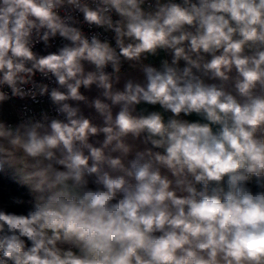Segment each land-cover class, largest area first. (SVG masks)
Returning a JSON list of instances; mask_svg holds the SVG:
<instances>
[{
    "label": "clouds",
    "instance_id": "clouds-1",
    "mask_svg": "<svg viewBox=\"0 0 264 264\" xmlns=\"http://www.w3.org/2000/svg\"><path fill=\"white\" fill-rule=\"evenodd\" d=\"M0 175V264H264V0H0Z\"/></svg>",
    "mask_w": 264,
    "mask_h": 264
},
{
    "label": "trees",
    "instance_id": "trees-1",
    "mask_svg": "<svg viewBox=\"0 0 264 264\" xmlns=\"http://www.w3.org/2000/svg\"><path fill=\"white\" fill-rule=\"evenodd\" d=\"M12 197H19L25 201L29 199L26 188L18 187L7 176L0 175V203H2L9 211L26 213L28 211V205L16 206L11 202Z\"/></svg>",
    "mask_w": 264,
    "mask_h": 264
},
{
    "label": "built area",
    "instance_id": "built-area-1",
    "mask_svg": "<svg viewBox=\"0 0 264 264\" xmlns=\"http://www.w3.org/2000/svg\"><path fill=\"white\" fill-rule=\"evenodd\" d=\"M56 43L59 44L60 41L57 40ZM42 47H43L42 45H41V46H38V48H40V49H42ZM50 50L54 51V50H55V47L52 48V49H50ZM37 79L39 80V76H37ZM14 103H15L17 106H20V105H22V104H24V103H30V101H19V100H16ZM34 107H35L37 110H39L40 108H47V107H48V103H47V101H45L43 104H41V105H35ZM4 113H5V116H6V117H8V118H10V119H15V116L12 114V108H11V105H5Z\"/></svg>",
    "mask_w": 264,
    "mask_h": 264
},
{
    "label": "crops",
    "instance_id": "crops-1",
    "mask_svg": "<svg viewBox=\"0 0 264 264\" xmlns=\"http://www.w3.org/2000/svg\"><path fill=\"white\" fill-rule=\"evenodd\" d=\"M162 55H163V54H162ZM157 63H158V61H157ZM125 71H129V72H131V70H128L127 65H125ZM131 75L136 76L137 73H136V72H131ZM82 91H83V90H82ZM86 94H88V95H95V92H93V93H86ZM190 119H195V117H190Z\"/></svg>",
    "mask_w": 264,
    "mask_h": 264
}]
</instances>
